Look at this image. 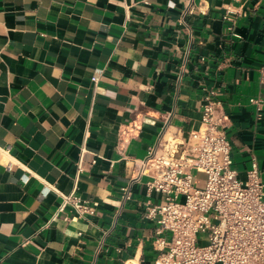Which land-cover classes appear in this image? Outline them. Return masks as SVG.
<instances>
[{
	"label": "crops",
	"instance_id": "0c3cea01",
	"mask_svg": "<svg viewBox=\"0 0 264 264\" xmlns=\"http://www.w3.org/2000/svg\"><path fill=\"white\" fill-rule=\"evenodd\" d=\"M263 66L264 0H0V264H152L170 234L140 165L206 97L264 183ZM71 194L96 213L52 222Z\"/></svg>",
	"mask_w": 264,
	"mask_h": 264
},
{
	"label": "built area",
	"instance_id": "2783aa9c",
	"mask_svg": "<svg viewBox=\"0 0 264 264\" xmlns=\"http://www.w3.org/2000/svg\"><path fill=\"white\" fill-rule=\"evenodd\" d=\"M250 102L262 110V99ZM227 122L221 103L206 97L200 129L185 143L159 145L142 161L139 176L150 175L148 189L165 196L147 205L146 217L157 221L158 234H170L156 241L161 254L152 264H264V183L255 164L245 180L233 169ZM196 174L205 176L203 186ZM68 206L80 217L96 213L71 194L63 196L52 222Z\"/></svg>",
	"mask_w": 264,
	"mask_h": 264
}]
</instances>
